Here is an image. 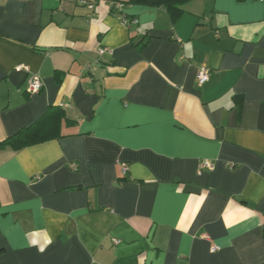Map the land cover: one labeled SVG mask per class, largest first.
Masks as SVG:
<instances>
[{"label":"crops","instance_id":"obj_1","mask_svg":"<svg viewBox=\"0 0 264 264\" xmlns=\"http://www.w3.org/2000/svg\"><path fill=\"white\" fill-rule=\"evenodd\" d=\"M112 1L0 0V264H264V0Z\"/></svg>","mask_w":264,"mask_h":264},{"label":"trees","instance_id":"obj_2","mask_svg":"<svg viewBox=\"0 0 264 264\" xmlns=\"http://www.w3.org/2000/svg\"><path fill=\"white\" fill-rule=\"evenodd\" d=\"M132 1H142L149 3L151 5H158L164 7L175 20L178 18L185 10L184 6L191 2L192 0H132ZM240 107L242 104L240 103ZM60 110L53 107L48 110V112L38 120L37 123L31 127L25 128L20 131L18 134L14 135L11 138H7L5 141L0 142V146L5 143L15 144L17 147H26L29 145L37 144L49 140L52 136H55V131L57 130V120L55 119L58 116ZM53 121V122H51ZM258 127L264 132V102L260 105L259 118H258Z\"/></svg>","mask_w":264,"mask_h":264},{"label":"built area","instance_id":"obj_3","mask_svg":"<svg viewBox=\"0 0 264 264\" xmlns=\"http://www.w3.org/2000/svg\"><path fill=\"white\" fill-rule=\"evenodd\" d=\"M93 4H90V8H93ZM111 6H112V10L116 13L119 14V18L120 21L126 25V26H130L131 24H137L138 20H135L134 18H130L128 15L125 14V4L119 1H115L113 0L111 2ZM107 51L106 48H100L98 53L100 55L104 54ZM20 69H24V70H28L27 66H19ZM210 69L206 66H202L199 71H198V82L200 85L205 84L206 82H208V80L210 79ZM43 81L40 77L39 74H33L30 79L28 80V92L32 95L38 94L42 91L43 89ZM122 171L123 174H127V172L129 171V166L127 163H122ZM232 167H235L234 165H232ZM71 168L76 170L77 166L75 164L71 165ZM201 169L203 168H207L209 170H212L214 168V166L208 162L205 161L201 164L200 166ZM117 243V241H116Z\"/></svg>","mask_w":264,"mask_h":264}]
</instances>
